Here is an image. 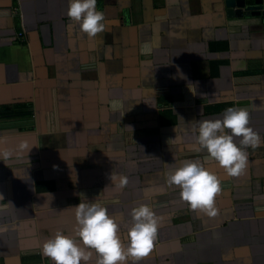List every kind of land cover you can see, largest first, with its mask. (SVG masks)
Listing matches in <instances>:
<instances>
[{"label":"crops","instance_id":"1","mask_svg":"<svg viewBox=\"0 0 264 264\" xmlns=\"http://www.w3.org/2000/svg\"><path fill=\"white\" fill-rule=\"evenodd\" d=\"M68 6L0 0V264H54L43 242L74 236L86 200L125 243L133 207L159 216L153 250L126 264H264V145L230 177L196 142L199 122L229 107L247 109L264 139V14L225 0H97L106 29L90 38ZM185 160L220 178L217 216L167 184Z\"/></svg>","mask_w":264,"mask_h":264},{"label":"clouds","instance_id":"2","mask_svg":"<svg viewBox=\"0 0 264 264\" xmlns=\"http://www.w3.org/2000/svg\"><path fill=\"white\" fill-rule=\"evenodd\" d=\"M67 16L90 38L106 29L105 14L97 10V0H69ZM249 124L248 110L236 107L227 108L223 119L200 121L197 151L206 150L208 158L215 160L228 176L241 175L248 164L247 148L264 145V139ZM235 137H241L239 145L234 142ZM111 180L118 188L128 184V178L123 175L113 173ZM166 182L180 188V199L192 210L208 217L218 215L216 196L222 190L221 180L201 161L185 160L178 167L170 165ZM75 218L74 236L57 230L43 242L42 254L54 264H90L93 254L95 264H126L129 258L139 261L155 247L160 223L159 216L148 204L133 207L125 243L118 234L120 225L99 202L78 203Z\"/></svg>","mask_w":264,"mask_h":264},{"label":"water","instance_id":"3","mask_svg":"<svg viewBox=\"0 0 264 264\" xmlns=\"http://www.w3.org/2000/svg\"><path fill=\"white\" fill-rule=\"evenodd\" d=\"M225 4L229 10L236 11L237 13H241L244 7L247 10L264 14V0H251L250 2L247 0H225Z\"/></svg>","mask_w":264,"mask_h":264},{"label":"built area","instance_id":"4","mask_svg":"<svg viewBox=\"0 0 264 264\" xmlns=\"http://www.w3.org/2000/svg\"><path fill=\"white\" fill-rule=\"evenodd\" d=\"M16 33H17V35H21V34H22V32H21V31H17Z\"/></svg>","mask_w":264,"mask_h":264}]
</instances>
